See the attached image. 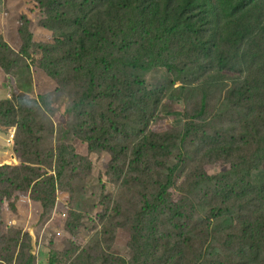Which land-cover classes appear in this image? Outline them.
<instances>
[{"label": "trees", "instance_id": "16d2710c", "mask_svg": "<svg viewBox=\"0 0 264 264\" xmlns=\"http://www.w3.org/2000/svg\"><path fill=\"white\" fill-rule=\"evenodd\" d=\"M47 8L51 18L66 21L73 31L63 34L65 39L60 43L57 39L35 44L45 50L41 67L63 89L75 88L74 104L80 116L90 111L94 119L100 111L83 138L90 151L111 153L112 164L120 175L127 164L131 166L135 161H143L151 170L158 167L175 147L180 148V155L193 157L197 153L207 163H230L226 172L214 175L228 179L236 172L238 162L247 160L248 155L242 152L245 147L257 153L261 183L236 177L220 192L224 201L219 200V207L200 210L202 214L187 204L191 203L189 198L175 204L169 194L170 185L162 183L152 203L139 206L135 216L137 253L133 263L264 264V168H260L264 161V0H217V5H211L210 0H176L175 4L172 0H48ZM30 41L29 37L24 47L28 58L32 56ZM154 67L169 71L174 80L167 78V82L151 87L132 70L149 71ZM189 74L194 78L190 79ZM177 80L181 90L225 91L220 119L209 114V102L203 107L197 103L194 112L187 113L188 122L179 132V146L177 140L168 141L169 133L149 132L144 124L131 152H126L128 146L117 142L115 116L136 108L145 120L150 94L167 93L168 85ZM124 92L126 98H120L125 97ZM19 96V106L13 99H0V126L6 130L19 124L27 135L21 146L31 151L36 146L31 139L36 132L37 111L28 105L35 106L38 100ZM207 115L221 125L207 126ZM188 142H198L194 153L184 152ZM73 155L61 158L60 163H73L76 170L77 156ZM146 171L143 164L137 166L139 174ZM40 176L38 169L28 166H1V192L27 193L33 188L38 190L34 200L47 207L55 203L52 194L56 181L54 177L47 179L48 190L37 183L32 187ZM206 176L203 169L197 182L191 183L188 176L190 191L181 190L187 196L197 195ZM208 192L204 197L212 194ZM168 210L169 220L176 224L161 233L160 224ZM196 213L200 215L198 220ZM73 215L79 221L81 215ZM24 255L21 251L20 257ZM6 259L0 253V260ZM32 259L30 255L23 261L33 264ZM103 262L108 264L107 260Z\"/></svg>", "mask_w": 264, "mask_h": 264}, {"label": "rangeland", "instance_id": "374dc122", "mask_svg": "<svg viewBox=\"0 0 264 264\" xmlns=\"http://www.w3.org/2000/svg\"><path fill=\"white\" fill-rule=\"evenodd\" d=\"M175 1L172 0V4ZM47 3L48 0H0V99H13L16 106L21 103L20 94L38 100L35 106L28 105L37 111L36 132L30 138L35 140L37 147L32 146L34 150L30 151L21 146L27 135L19 124L6 130L0 126L3 138L6 137V142L0 140V159L7 157L8 160L9 157L7 166L24 165L38 169L41 176L32 187L37 183L36 186L48 190L50 183L47 179L54 177L56 181V191L52 194L55 203H48L47 207L34 200L38 190L30 188L27 193L9 190L5 195L0 186V250L7 248V251L0 252L7 258L4 262L0 260V264H25L30 255L33 264H106L104 260L108 264H124L122 259L127 264H137L133 263L137 253L135 216L139 206L152 203L162 183L170 185L169 194L175 204L179 205L189 198L191 203L187 204L201 214L200 210L219 207L218 202L223 199L220 192L236 177L242 181L253 178L256 183H261L258 157L253 148L245 147L242 152L248 155L247 160L238 162V167L234 169L236 172L228 179L214 175L226 172L231 167L230 163L204 162L200 155L194 153L198 142H188L183 147L184 152L189 150L194 153L193 157L180 155V148L174 147L173 154L158 167L151 170L143 161H135L131 166L126 165L122 175L113 166L111 153L90 151L83 135L91 128L100 111L95 113L94 119L90 111L80 116L74 104L75 88L63 89L58 80L41 67L42 52L45 50L35 44L55 42L57 39L60 43L61 39H65L63 34L73 31L66 21L51 18L46 13ZM210 3L217 5V0H210ZM29 37L32 56L28 58L24 47L28 45ZM132 70L143 76L151 87L167 82V78L174 80V75L164 68ZM119 75L123 76L120 72ZM129 75L135 77L134 73ZM188 77L193 79L194 75L189 74ZM178 85L180 80L168 85L167 93L150 94L145 120L136 108L115 116L117 142L128 146L126 152H131L144 124H147L149 132L169 133L168 141L177 140L179 146V132L188 122L187 113H193L197 103L203 107L209 102V114L220 119L225 91L181 90ZM126 94L124 92L125 97L120 98H126ZM207 116V126L221 125ZM11 134L15 136L13 145L8 143ZM13 153L16 158H11ZM71 153L77 156L76 170L73 163L69 166L60 163L61 158L69 159ZM154 160L159 162L160 159ZM139 164H143L147 173L136 172ZM260 168H264V161ZM201 169L207 176L199 188L200 193L197 191V195L187 196L185 192L190 191L188 176L191 183L197 182ZM204 192L212 194L204 197ZM188 212L191 213L190 209ZM74 213L81 215L79 221L74 219ZM170 215L168 210L162 218L161 233H164L165 227L176 224V221L169 220ZM199 216L196 213L195 220ZM21 251L26 256L21 258ZM78 255L80 259H77ZM150 264L162 263L152 261Z\"/></svg>", "mask_w": 264, "mask_h": 264}, {"label": "crops", "instance_id": "0c3cea01", "mask_svg": "<svg viewBox=\"0 0 264 264\" xmlns=\"http://www.w3.org/2000/svg\"><path fill=\"white\" fill-rule=\"evenodd\" d=\"M0 140H4L5 142H6V137H4L3 138V136H2V134H1V131H0ZM7 160V157H3V158H1L0 159V165H6V164H8L9 163V161H10V159H9V157H8V160Z\"/></svg>", "mask_w": 264, "mask_h": 264}, {"label": "built area", "instance_id": "2783aa9c", "mask_svg": "<svg viewBox=\"0 0 264 264\" xmlns=\"http://www.w3.org/2000/svg\"><path fill=\"white\" fill-rule=\"evenodd\" d=\"M14 137H15L14 134L9 135L8 143H9L10 145H13V138H14ZM11 158H16V155L13 153V155L11 156Z\"/></svg>", "mask_w": 264, "mask_h": 264}]
</instances>
